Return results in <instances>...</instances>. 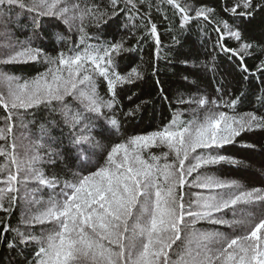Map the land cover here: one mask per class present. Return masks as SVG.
I'll return each instance as SVG.
<instances>
[{
    "label": "snow or ice",
    "instance_id": "obj_1",
    "mask_svg": "<svg viewBox=\"0 0 264 264\" xmlns=\"http://www.w3.org/2000/svg\"><path fill=\"white\" fill-rule=\"evenodd\" d=\"M161 3L179 17L181 29L193 21L213 24L212 51L235 58L246 74H253L246 59L257 58L256 72L264 75V58H260L264 47L244 41L241 29L244 20L264 12V0H226L222 11L228 19H216L213 8H192L180 0ZM153 6V0H109L103 7L95 2L82 6L80 0H0V29H4L0 35L8 36L14 9L31 14L29 26L37 38L47 34L60 42L66 39L60 31L47 33L45 24L53 29L64 25L69 32L75 28L79 34V45L55 57L30 40L0 45L4 49L0 65L38 62L43 57L55 66L22 81L0 72V108L5 113L0 141L6 143L0 147L5 160L0 165V212L13 210L21 183L53 190L47 200L33 196L28 202L23 230L0 220V245L21 258L18 264H264V188L249 189L237 180L211 174L217 165L242 164L237 157L221 153L244 133L264 129V116L247 113L238 119L219 110L234 108L239 98H186L179 93L176 103L189 110L190 119H181L177 112L157 130L114 142L121 117L134 118L141 107L124 111L117 100V86L134 84L142 74L135 67L127 74L117 70L119 58L132 50L125 47L124 38L102 41L88 34L85 22L102 30L123 17L118 26L129 36H135L133 30H143L153 38L154 58L159 61L161 41L152 19ZM156 8L159 11L160 5ZM164 20L169 17L165 15ZM93 39L95 44L87 43ZM172 39L179 45L176 36ZM232 40L238 47L230 46ZM210 70H215L214 64ZM101 82L106 85L107 99L99 96ZM159 92L162 99H169L163 88ZM40 108L59 115V120L49 123L61 128L64 139L42 135L31 153L21 158L16 151V120L22 110ZM117 110L120 117L115 115ZM40 128L44 132L43 124ZM154 147L166 151L150 158L142 155ZM44 164H62L65 179L47 174ZM201 223L212 227L201 230L197 227Z\"/></svg>",
    "mask_w": 264,
    "mask_h": 264
},
{
    "label": "trees",
    "instance_id": "obj_2",
    "mask_svg": "<svg viewBox=\"0 0 264 264\" xmlns=\"http://www.w3.org/2000/svg\"><path fill=\"white\" fill-rule=\"evenodd\" d=\"M93 2L100 4L101 7L109 3V0H80L83 5H90ZM186 6L192 8L206 7L213 8L216 12V19H228V16L223 13L222 9L226 0H180ZM231 2V0H228ZM261 2V0H257ZM152 19L157 24L158 33L161 41V59L157 61L154 58L155 45L151 36H146L143 30L136 31L135 36H129L128 31L123 28V17L120 21L109 23L102 30L91 26L85 22L86 31L93 37H99L102 41H119L125 39V47L132 49L129 52L122 54L118 60V71L121 74H127L133 67L137 68L142 79L137 80L134 84L118 85V103L122 105L123 110L134 108L136 105H141L136 112L135 117L131 119H123L119 130L116 132L114 142H125L133 135L145 134L147 132L157 130L167 124L172 115L179 112L181 119H190L189 110L185 106L176 103V97L179 93H183L185 97L192 95L199 97L207 96L211 100H218L220 97L224 101L230 99H238L234 108L225 109L221 107L219 110L227 111L229 115L239 118H245L247 113H255L257 116H264V75L256 72V65L259 64L257 58H247L246 64L253 74L243 73L237 66L238 62L229 54L221 53L217 49L212 51V45L216 39V33L213 30L214 25L203 20L193 21L186 28L181 29L179 17L174 16L172 10L162 4L161 0H153ZM156 5H160V10L157 11ZM169 17V21L164 20V16ZM31 14L23 12L20 9H14L11 19L8 21L7 29L8 36L0 35V45L5 41L12 44L17 42L32 41L34 46L41 47L44 52L55 57L59 51H65L75 45H79V34L75 28L71 32L67 31L66 26L60 25L58 29L51 28L48 24L44 27L47 33L60 31L65 34L66 39L63 42L57 41L50 35H42L37 38L32 34L30 28ZM17 21L19 24L17 25ZM231 22V21H230ZM244 41L254 45L264 47V12H257L254 16L244 20L241 25ZM2 32V29H0ZM145 37L141 39V37ZM176 36L180 41L179 45L174 43L172 37ZM96 39L87 41L89 44H95ZM230 46L238 47L237 42L229 41ZM82 47V46H81ZM0 48V51H3ZM211 53V55H209ZM215 57L213 61L212 57ZM256 56L259 57L257 50ZM264 58V57H260ZM187 61V64L184 63ZM208 64V69L202 68L204 64ZM214 64L215 70H210ZM49 67L54 69L55 66L48 65L42 57L38 62L14 63L8 65H0V72L16 76L22 80H31L40 73H44ZM155 71V75L153 72ZM248 76L245 79V76ZM187 76L185 81L183 77ZM99 79V78H98ZM159 80V85L156 81ZM163 88L164 95L169 99L164 100L161 97L159 89ZM217 88L221 91L217 92ZM99 96L107 99L106 85L101 82L98 88ZM132 99L129 101L128 97ZM171 102V107L169 106ZM73 105L77 102L73 101ZM4 111L0 108V126L4 124ZM115 115L120 117V112L117 110ZM52 119L59 120L58 114H49L43 108L21 111V114L16 120L15 136L17 143V154L21 158L32 151L33 144L39 142L42 135H51L59 139L61 137V128L52 127L49 123ZM19 120L23 121L28 126L27 129L18 125ZM44 125V132L41 131L40 125ZM26 131V133H25ZM21 133H24L22 136ZM66 137V131H65ZM11 142V138L8 143ZM105 143H110L105 141ZM241 143L251 145V147H241ZM6 143L0 141V147H5ZM162 149L154 147L145 149L142 155L145 158H150L152 155L161 156ZM43 154V149H41ZM221 154L235 156L242 161L239 166L228 164L217 165L213 168V175L224 180H237L246 188L260 187L264 188V129H255L251 132L243 134V138H238V143L225 146ZM5 162L3 157H0V165ZM163 163V160L160 161ZM63 165L50 167L47 164L43 165V170L49 174L60 175L61 180L65 179L63 174ZM19 200L9 214L0 212V220L9 223L13 228L20 227L24 214L29 211L28 202L35 196L37 199L47 200L52 194V189L37 187L33 183L27 185L21 183ZM58 191V189H57ZM191 191H195L194 189ZM24 200V204L20 205V200ZM257 214L259 211L257 210ZM231 218V213L229 217ZM201 230H209L212 226L206 223L197 225ZM220 231L226 233L231 232L230 229L221 228ZM37 232L40 228L37 227ZM11 238V233L9 234ZM31 248H29V251ZM27 254V253H25ZM20 257L15 253L9 252L7 248L0 245V264H18Z\"/></svg>",
    "mask_w": 264,
    "mask_h": 264
},
{
    "label": "rangeland",
    "instance_id": "obj_3",
    "mask_svg": "<svg viewBox=\"0 0 264 264\" xmlns=\"http://www.w3.org/2000/svg\"><path fill=\"white\" fill-rule=\"evenodd\" d=\"M4 31V29H2V32ZM7 31H9L8 29H7ZM7 43H9V41L7 40V41H5V42H3V43H1V45H4V44H7ZM202 68H204V69H206L207 71H209V69L208 68H206L205 66H202ZM210 72V71H209ZM25 125L24 123H23V121L21 120H19V122H18V125L21 127V125ZM25 133H26V131H25ZM24 200L22 199V200H20V202H19V204L20 205H23L24 204Z\"/></svg>",
    "mask_w": 264,
    "mask_h": 264
}]
</instances>
